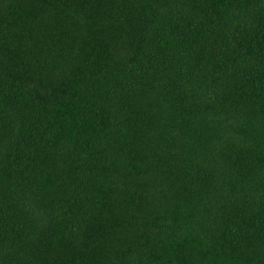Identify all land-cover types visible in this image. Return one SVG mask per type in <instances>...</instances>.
<instances>
[{
	"label": "trees",
	"instance_id": "16d2710c",
	"mask_svg": "<svg viewBox=\"0 0 264 264\" xmlns=\"http://www.w3.org/2000/svg\"><path fill=\"white\" fill-rule=\"evenodd\" d=\"M0 264H264V0H0Z\"/></svg>",
	"mask_w": 264,
	"mask_h": 264
}]
</instances>
